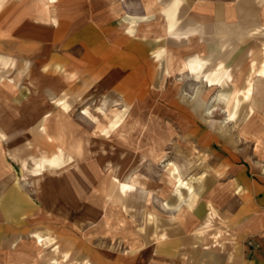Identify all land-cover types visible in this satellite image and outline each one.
Listing matches in <instances>:
<instances>
[{
    "label": "rangeland",
    "instance_id": "374dc122",
    "mask_svg": "<svg viewBox=\"0 0 264 264\" xmlns=\"http://www.w3.org/2000/svg\"><path fill=\"white\" fill-rule=\"evenodd\" d=\"M178 3L167 9L176 39L129 76L46 66L41 47L30 66L0 36V88L13 82L23 102L14 114L0 103L1 143L38 203L31 220L0 221V264L141 263L160 235L174 234L177 215L223 188L224 156L264 161V0H230L231 17L216 9L213 20H191L215 25L212 34L176 31Z\"/></svg>",
    "mask_w": 264,
    "mask_h": 264
},
{
    "label": "crops",
    "instance_id": "0c3cea01",
    "mask_svg": "<svg viewBox=\"0 0 264 264\" xmlns=\"http://www.w3.org/2000/svg\"><path fill=\"white\" fill-rule=\"evenodd\" d=\"M173 2L15 0L0 14V36H8L6 40L10 42L13 40V50L20 57H29L30 66L40 64L41 47L45 52L41 63L45 62L46 66H105L129 76V70L140 65L148 52L151 54L157 47L166 51L167 36L174 38L167 32V9ZM231 8L230 0H179L174 28L180 33L190 31L189 34L204 28V33L212 34L215 25L191 20H213L216 9L222 12L220 18H229ZM184 16H187L185 22L182 21ZM76 50L79 54H72ZM165 69L166 65L163 75ZM0 92V103L4 105L2 108L10 109L6 111L8 114L23 108L22 94L13 82H4ZM1 126L6 129V124L0 123ZM1 141L2 138L0 221L14 222L25 216L31 220L38 203L12 175ZM221 160V173L226 179L223 188L209 190L206 202L187 208L189 214L185 218L177 215L174 234L158 237L153 256L148 252L144 253L141 263L125 258L118 264H264V161L251 162L242 154H229ZM208 211L214 212L212 225L219 222L220 226L214 231L211 225L201 232L199 229ZM4 240L7 241L5 236ZM21 255L20 251H15L7 256L15 260ZM17 263L20 264L17 260L13 262Z\"/></svg>",
    "mask_w": 264,
    "mask_h": 264
},
{
    "label": "bare ground",
    "instance_id": "6f19581e",
    "mask_svg": "<svg viewBox=\"0 0 264 264\" xmlns=\"http://www.w3.org/2000/svg\"><path fill=\"white\" fill-rule=\"evenodd\" d=\"M188 66V65H187Z\"/></svg>",
    "mask_w": 264,
    "mask_h": 264
}]
</instances>
